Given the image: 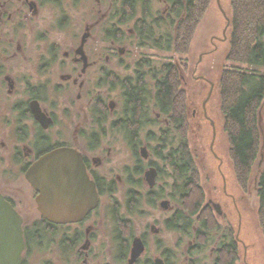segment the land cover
I'll return each mask as SVG.
<instances>
[{
    "label": "flooded vegetation",
    "instance_id": "1",
    "mask_svg": "<svg viewBox=\"0 0 264 264\" xmlns=\"http://www.w3.org/2000/svg\"><path fill=\"white\" fill-rule=\"evenodd\" d=\"M153 1L94 0L90 5V0L83 11V0H0V195L22 219V264H35L30 260L34 252H50L52 245H59L65 255L61 260L48 255L40 264H249L242 231L226 218L221 199H215L219 193L229 197L240 215L222 174V190L209 179L208 204L195 210L197 216L175 208L169 199L171 204L161 201V209L171 212L164 223L177 234V251L163 247L162 229L155 223H148L143 233L132 231L133 216H143L145 205L154 207L164 197L166 186L158 185L160 180H171L167 190L180 201L178 185L173 187V125L161 119L159 106L146 91V81L153 77L146 69L151 58L134 55L144 48L148 21L157 19L159 9L146 13ZM76 100L79 106L87 100L95 118L83 131L77 124L82 118ZM109 133L122 138L117 144L131 149L134 161L117 176L120 184H127L123 202L116 197L115 178L100 171L113 161L106 157L112 142L100 137ZM55 150L81 155L95 194L89 209L79 215L80 205H64L65 214L73 217L57 222L39 210L40 191L31 174L37 162ZM70 160L67 156L63 161ZM106 197L111 201L107 205ZM104 217L109 219L106 230L101 226ZM98 230L107 235L110 231L111 243L102 242L99 248L105 253L95 258L91 252L93 241L99 245ZM153 246L159 252L149 257ZM228 247L235 253L231 260Z\"/></svg>",
    "mask_w": 264,
    "mask_h": 264
},
{
    "label": "rangeland",
    "instance_id": "2",
    "mask_svg": "<svg viewBox=\"0 0 264 264\" xmlns=\"http://www.w3.org/2000/svg\"><path fill=\"white\" fill-rule=\"evenodd\" d=\"M83 1L82 9L83 11H86L88 7L86 2L90 3V0ZM93 1L94 0H91L90 5H93ZM228 1L229 0H210V5L203 12L197 23L195 25L191 24L192 27L190 26L188 35L186 38H183V47L181 40L180 42L176 40L172 41L169 44V51H160V54L162 53V55L159 56L160 59L158 56H153L151 58L150 64L146 65L148 72L152 69L155 71L156 65H152V62L154 60L157 62L160 61L161 69L164 71L165 67L167 69L169 60H172L171 64L174 66L177 72L176 81L178 89H183V91L187 92L186 100L188 104L185 110V113L187 114L185 119L186 121L184 120L183 122L185 126L179 128L177 131L178 137L176 138L173 125L170 132V134L173 136L170 146L175 148L174 145L176 144V141L185 136L186 141H189L188 146H190L191 149V151H188V155L193 158V162L195 161V167L198 168L196 178H198L199 183L203 184L204 186H200L201 188H195V194L192 192L190 196H187V198L182 199V202H180L169 195L170 189L167 190V187L171 183V180H168L169 184L165 183V179L160 180L158 185H162L164 187L166 186L164 189V197L162 200H156L157 203L154 207L145 205V208H143L146 209L147 213L143 216L139 214L133 216L134 227L132 231L136 234L143 233L148 223L150 225L155 223L162 229L160 238L162 239L163 247H168L171 248V250L173 249L174 251H177L179 248V246L176 244L177 234H174L172 231L166 229L164 223V220L170 215L171 212H169V209H166L165 211L161 209V201L171 204L167 201V199H169L172 201V204L175 208L179 207L185 211V213L190 214L191 212L193 215L196 214L197 216L199 211L196 213L195 210H198L202 204L203 207L208 204V201L205 198L211 193H206V190L208 189L207 187L210 185L209 179L212 178L214 185L222 190L223 177L220 175L222 174L226 179V188L228 189V192L232 193L234 198H236L238 201L237 204L239 209H241L240 215L238 214V210L233 206V200L229 197L223 198L222 194L219 193L215 199L219 201L221 199L226 218L230 220L231 225L233 224L235 228L242 231L241 236L243 237V242L246 245V248L244 246L245 261L249 264H264V230L261 229V226L263 227L264 225H261V219L259 218L260 209L263 208L255 187V184L259 182L262 167L264 166V119L263 117H260L259 119V132L261 134L259 139L260 141L258 142L260 144L257 149V158L255 159L254 163H252L251 170L249 169L247 174L240 175L241 177L238 178L236 168L233 166V162L231 160L232 156L228 153L230 150L229 138L227 137L228 135L224 133V116L220 107L221 101L219 98L220 90L218 89V78L222 70L230 66H239L245 70L253 69L248 63H243L237 60L233 61L227 58L231 39L227 29L229 26H231L230 19L232 15L231 4ZM169 2V0H154L153 5L152 2H147L148 5L146 13L159 9L160 14L164 16L170 6ZM191 23H194V21H191ZM143 51L148 52V49L146 47L143 49H137V51L134 52V55ZM155 57L158 59L156 60ZM155 64L157 63L155 62ZM260 70L261 72H264V67H261ZM163 71L161 75L165 77L166 75ZM153 73H151L153 77L149 76L148 81L146 82L149 90L155 92L157 83L156 81L159 77H156V75H154L155 73ZM76 90L79 89L76 87L73 94L71 93L75 98L77 92ZM185 92L183 94H185ZM82 102L83 105L79 106V100H76L74 106L77 113L78 111L81 113L78 117L82 119L78 120L77 122V124H80L81 131L84 130V127L86 129V127L91 126L90 123L95 122V118L93 115L91 116V107H89L86 103L87 100ZM203 110L204 112L208 113V118H204L205 113H203ZM61 114L62 113H60L59 117H61ZM161 115V119H168L172 125L173 119H171V114L162 113ZM83 122L85 123L83 124ZM100 137L101 140L105 141V143H107L109 140L113 144L111 145V150L106 155L107 159L110 156L113 161L110 163V161L108 162V160L105 159L106 163L108 162V165L106 166L105 164L100 166V171L110 173L109 179L112 178V176L115 178V181L118 183L117 185L119 192L116 194V197L121 202H123L125 199L123 195L127 184H120L121 182H119L117 176H121L124 173V171H121L123 167L131 165L134 162L131 149L127 148L125 144H117V141L122 139L118 136V134H116V137L112 136L110 133L108 138H103L102 136ZM105 145L108 146V144ZM149 147L152 148V145ZM211 147H213V150H211ZM214 154H216L218 159L214 156ZM154 159L156 160V158ZM219 159H221V161ZM109 167H113L111 172L109 171ZM220 171L223 173H220ZM158 185L156 184L155 187ZM200 193H202V195H200ZM107 201L109 203L111 202L109 198H104L103 204L107 205ZM195 204H198V206L196 207ZM36 211L38 212L37 208ZM37 212L36 217H38ZM108 221L109 219L104 217V221L101 223V226L104 230L107 229ZM101 230L100 232L98 230L97 233V237L100 238L99 245L96 246V242L93 241L95 249L92 250L91 254L95 252V258H98L100 255H102V253H105L102 251V248H99L102 242L111 243V236H109L110 231L108 230L109 232L107 235L106 231ZM150 233L151 232H149V234ZM183 240L186 242L187 238L185 237ZM148 242L150 245H153L151 238L148 240ZM104 243L102 244L103 247ZM51 247V251L54 250V253H51V251L49 252V250L45 252H34L31 259H29L35 264L43 263V259L46 260L48 255H51L54 259L61 260L63 255H65L63 249H61L59 245H52ZM154 247L155 246L151 247V249L149 248V257H151L150 255L157 256L159 250L158 248ZM242 250L243 248L240 250V253H244ZM70 256L73 257L76 256V254H71Z\"/></svg>",
    "mask_w": 264,
    "mask_h": 264
},
{
    "label": "trees",
    "instance_id": "3",
    "mask_svg": "<svg viewBox=\"0 0 264 264\" xmlns=\"http://www.w3.org/2000/svg\"><path fill=\"white\" fill-rule=\"evenodd\" d=\"M169 1L170 6L166 15L163 16L158 11L157 19L147 23V33L142 39L148 52H141L142 57L158 56L160 59L159 56L162 55L160 51H169V44L175 40L179 42L181 40L183 47V38L188 35L190 26L197 23L210 5V0ZM228 2L231 4L232 15L231 26L227 29L231 36L227 58L248 63L253 68L245 70L239 66L226 67L218 78L220 107L225 123L224 133L229 138L228 153L232 156L231 160L239 178L240 175L247 174L249 169L251 170L252 163L257 158L261 134L259 119L260 117L264 119V72L260 70L264 67V0H229ZM171 63L170 59L167 69L165 67L163 71L161 62L154 60L152 65H156L155 71L153 69L151 71L155 74L151 71L150 73L159 77L156 81L155 94L145 86L148 95L152 94L157 107L159 106L160 114H171L177 138V131L185 126L183 122L187 117L185 110L188 103L187 92L178 89L177 72ZM162 71L165 77L161 75ZM188 142L184 136L174 145L176 170L173 187L178 185L181 202L192 192L196 193L195 188L199 183L196 178L198 168L195 167L193 158L188 155V151H191ZM260 175L255 187L263 208L259 212L260 223L264 225V166ZM169 195L172 196V193ZM195 206L197 207L198 204ZM261 229L264 230V226H261ZM225 251L229 260L235 256L232 247H228Z\"/></svg>",
    "mask_w": 264,
    "mask_h": 264
},
{
    "label": "water",
    "instance_id": "4",
    "mask_svg": "<svg viewBox=\"0 0 264 264\" xmlns=\"http://www.w3.org/2000/svg\"><path fill=\"white\" fill-rule=\"evenodd\" d=\"M67 156L71 160L63 161ZM31 174L40 191L39 210L56 222L73 217L65 214L64 205H80L79 215L86 212L95 199L78 152L55 150L37 162ZM21 224L22 219L16 210L0 195V236L5 241V245L0 246V264H22L24 240Z\"/></svg>",
    "mask_w": 264,
    "mask_h": 264
}]
</instances>
